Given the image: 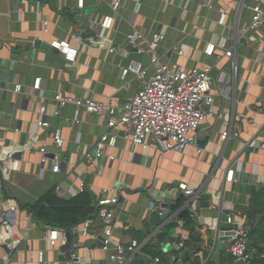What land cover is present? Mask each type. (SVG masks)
<instances>
[{"label": "crops", "instance_id": "obj_1", "mask_svg": "<svg viewBox=\"0 0 264 264\" xmlns=\"http://www.w3.org/2000/svg\"><path fill=\"white\" fill-rule=\"evenodd\" d=\"M113 1L84 0L79 8L78 0H0V205L16 244L10 251L0 234V264H75L79 258L87 264H116L109 258L114 248L133 240L141 246L127 252L120 264H129L132 256L140 264H232L229 240L218 237L215 221L221 213L240 214L244 221L256 201L254 194L264 191L260 148L264 27L249 29L256 8L264 4L262 0H120L121 6L113 11ZM106 15L113 22L104 31L101 22ZM135 30L144 38L133 45L128 35ZM159 32L164 34L159 46L164 63L210 70L213 116L190 134L193 141L183 151H165L159 144L145 150L120 132L116 145L105 146V156L89 168L85 155L108 131L109 115L74 103L61 105L56 96L122 107L154 72L146 40ZM222 38L226 47L217 46L214 56L206 55L208 43ZM55 40L77 48L76 59L66 60L50 45ZM182 44L184 53L179 52ZM111 46L117 50L110 52ZM229 48L235 51L232 59L225 56ZM132 61L140 63L144 77L121 74ZM221 74L224 80L219 82ZM37 79L41 89L34 88ZM16 84L22 86L21 92L14 90ZM39 120L49 125L40 126ZM230 128L238 136L223 142L221 134ZM56 130L64 140L62 146L54 142ZM43 147L50 159L61 160L59 172L51 170L50 161L41 162ZM230 169L235 171L233 181L227 179ZM82 184L95 201L119 198L113 207L118 228L110 251L103 249L107 223L100 217L85 221L95 237L78 234L85 222L68 232L70 250L50 247L49 228L32 219L29 205L53 190L61 197L76 196ZM180 184L198 195L196 201L187 197L184 205L194 213L195 227H185L180 220L173 242L157 243L152 236L156 229L165 231L166 223L177 215H169V207L182 193ZM201 195L208 196V205L198 208ZM158 208L165 218L152 226L151 214ZM57 229L59 236L63 229ZM151 244L159 245L162 260L145 252Z\"/></svg>", "mask_w": 264, "mask_h": 264}, {"label": "built area", "instance_id": "obj_2", "mask_svg": "<svg viewBox=\"0 0 264 264\" xmlns=\"http://www.w3.org/2000/svg\"><path fill=\"white\" fill-rule=\"evenodd\" d=\"M264 4V0H262ZM84 6V0H78V7ZM121 6L120 0H114L111 4L113 11H117ZM224 15H222L219 22H224ZM113 22V17L106 15L101 22L104 31L110 29ZM264 27V7H257L253 14L252 21L249 29H256ZM75 40L81 41L79 35L73 36ZM144 38L137 30L128 35L129 41L136 45L137 40ZM164 39L163 32L154 33L151 39L147 41V52L150 54L151 64L154 66V72L146 78L144 87L134 94L128 101L119 107L117 104H102L94 101H81L79 99L61 98L56 96L59 103L67 104L74 103L77 106H84L87 111L95 112L98 114L108 113L107 120L108 131L102 135L100 141L97 143L93 152L87 153L85 159L89 168L94 166V161L97 158L104 157L105 146L114 147L117 143L119 133H123V138L133 145H141L145 150L149 149L154 144H159L162 150H176L183 151L192 141L191 133L199 128V126L213 116L214 94L212 93L213 78L210 75L208 68H183L179 65H170L161 60L159 53L160 42ZM61 51L65 59L74 61L76 59L78 49L73 47L67 41H52L50 43ZM225 48L224 38L219 43H208L205 53L212 57L216 47ZM186 45L180 46L179 52L184 53ZM117 49L110 47L109 51L114 52ZM225 56L232 59L235 56L233 48L225 50ZM128 73H134L138 77H144L146 71L142 69L140 63L132 61L121 71L123 76ZM224 80V75L221 74L218 78L219 82ZM42 81L37 79L34 84L35 89H41ZM15 91L21 92L22 86L16 84ZM118 111V112H117ZM41 114L45 113V108L42 107ZM40 126H48L49 123L43 120L37 121ZM238 133L233 132L232 129H227L221 134L223 142L228 139L235 138ZM264 138V136H263ZM54 142L58 146L64 144V140L60 135L59 130H56L54 135ZM260 148L264 149V142L260 144ZM41 162H51V170L59 172L61 170V160L58 156L53 158L48 157V152L43 147L41 148ZM113 159V156H109ZM235 171L230 169L227 173L229 181L234 180ZM180 190L186 197L192 199L198 198V195L192 189H189L185 184L179 185ZM84 191V185L80 186V192ZM118 197H110L101 199L99 205L98 217L102 218L107 227L103 233V249L105 251L111 250V238L113 232L118 228V222L114 215L113 207L118 205ZM12 210H16L17 206L13 205ZM160 214L161 210H160ZM227 221L236 224L233 233L230 235L228 252L233 257L232 264H254L252 255L248 251L249 244V230L245 227L243 218L240 214L226 213ZM7 213L0 205V224L5 226L7 236V245L10 251L16 249V244L12 239L13 229L12 226L5 221ZM46 233V240L52 248L63 247L68 245V236L64 230L57 236V228L48 227ZM89 225L84 223L83 229L78 231L80 236H92L88 231ZM1 234V233H0ZM3 235V234H2ZM153 236V235H152ZM182 245V244H181ZM141 243L138 240H133L131 244L124 245L118 244L114 251L110 254L111 261L122 262L124 255L134 253ZM33 253V252H31ZM39 257L42 259L43 253L39 252ZM175 259V258H174ZM5 261L9 260V255L4 257ZM156 263L159 262L157 258ZM75 264H87L85 258H79Z\"/></svg>", "mask_w": 264, "mask_h": 264}, {"label": "trees", "instance_id": "obj_3", "mask_svg": "<svg viewBox=\"0 0 264 264\" xmlns=\"http://www.w3.org/2000/svg\"><path fill=\"white\" fill-rule=\"evenodd\" d=\"M254 198L256 201L245 214L244 225L249 230L248 251L253 257V263L264 264V191L255 193ZM186 201L187 197L181 193L169 207V215L177 213L164 226V230L169 233L166 238L169 242H173L171 236L180 220L184 222L185 227H195L194 213L191 209L184 207ZM207 201L208 196L201 195L198 208L207 206ZM28 208L35 223L46 227L61 228L68 233L82 222L97 218L101 206L98 201H95V197L85 190L73 197H61L53 190L42 196L36 203L29 205ZM167 218H169L168 215H166ZM185 243L187 245L188 242ZM158 247L157 244H151L146 245L144 249L146 253L162 260L163 255ZM177 254L178 252L175 253ZM231 258L233 262V257Z\"/></svg>", "mask_w": 264, "mask_h": 264}, {"label": "water", "instance_id": "obj_4", "mask_svg": "<svg viewBox=\"0 0 264 264\" xmlns=\"http://www.w3.org/2000/svg\"><path fill=\"white\" fill-rule=\"evenodd\" d=\"M52 50L56 51L55 48H52ZM123 134V133H122ZM84 190L91 193L93 195V193L91 192L90 189H88L87 185L84 184ZM165 217L163 215L160 214V209H156L152 212L151 214V224L152 226H158V224L164 219ZM236 228V224L233 223H229L227 221V216L226 213H221L218 218L215 221V229L217 231V235L221 240H229L230 239V235L233 233V229ZM0 233L3 234L4 236H7V232L5 230V226L3 224H0ZM68 236V241H70V234L67 233ZM168 236V232L163 231L161 228L156 229L155 233L153 234V237H155V242L157 243H163L166 239V237ZM103 238L101 239L102 242ZM103 245V242H102ZM64 249H71L70 244L68 243V245H66L64 247ZM69 255V252H66L65 256ZM131 261L129 262V264H140L139 263V259L135 258L134 256L131 257L130 259ZM116 264H120L119 262ZM128 264V263H127Z\"/></svg>", "mask_w": 264, "mask_h": 264}]
</instances>
